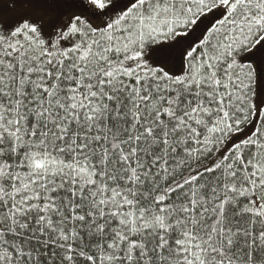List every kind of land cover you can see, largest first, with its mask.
<instances>
[{
	"label": "snow or ice",
	"instance_id": "1",
	"mask_svg": "<svg viewBox=\"0 0 264 264\" xmlns=\"http://www.w3.org/2000/svg\"><path fill=\"white\" fill-rule=\"evenodd\" d=\"M0 264H264V0H0Z\"/></svg>",
	"mask_w": 264,
	"mask_h": 264
}]
</instances>
